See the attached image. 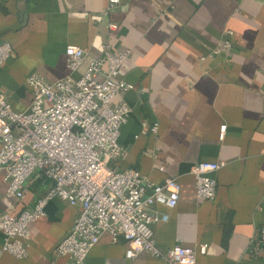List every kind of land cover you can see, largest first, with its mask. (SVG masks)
I'll use <instances>...</instances> for the list:
<instances>
[{"label": "crops", "instance_id": "crops-1", "mask_svg": "<svg viewBox=\"0 0 264 264\" xmlns=\"http://www.w3.org/2000/svg\"><path fill=\"white\" fill-rule=\"evenodd\" d=\"M106 6L107 0H0V43L12 47L0 91L22 112L31 101L28 76L54 82L68 75L67 46L86 52L74 77L102 56L107 41L127 50L121 78L134 89L122 98L131 112L112 165L153 183L171 176L179 184L173 209L156 206L167 214L152 226L156 247L205 246L195 264H261L245 250L264 223V0H119L104 14ZM227 30L230 49L207 57ZM198 162L223 164L214 174L213 201L195 196L189 171ZM49 188L36 173L22 199L7 196L1 171L0 216L32 209ZM77 211L60 198L47 201L44 216L29 226L27 256L1 254L0 264H67L54 249ZM125 249L122 238L111 242L104 234L83 264H164L145 252L126 259Z\"/></svg>", "mask_w": 264, "mask_h": 264}, {"label": "built area", "instance_id": "built-area-1", "mask_svg": "<svg viewBox=\"0 0 264 264\" xmlns=\"http://www.w3.org/2000/svg\"><path fill=\"white\" fill-rule=\"evenodd\" d=\"M118 4L119 0H107L104 14ZM109 29L113 30V25ZM223 35L207 57L230 49L228 38L232 32L227 30ZM11 53L9 43H0V68ZM64 56L66 77L54 82L36 75L26 78L31 92L26 110L14 111L0 91V172L6 183L5 194L22 199L27 181L36 173L50 183L32 209L0 216V255L25 258L30 224L44 216L47 201L60 198L78 210L72 226L54 249L56 257L67 258V264H83L104 234L111 242L124 240L129 260L145 252L164 264H195L196 254L206 253L205 246L194 249L176 245L161 252L155 245L152 226L167 221V214L156 206L169 210L176 206L177 178L167 176L153 183L137 170H119L112 165L121 157L119 130L131 112L122 98L134 86L121 78L129 52L113 50L107 41L102 56L89 60L77 77L74 74L84 63L86 52L67 46ZM156 130L154 126L153 132ZM222 167V163L198 162L190 168L198 200L215 199L214 174ZM245 254L249 260L264 264V223L256 228Z\"/></svg>", "mask_w": 264, "mask_h": 264}]
</instances>
